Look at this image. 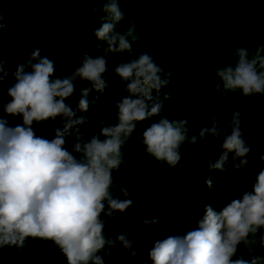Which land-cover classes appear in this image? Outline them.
Instances as JSON below:
<instances>
[{"label":"trees","instance_id":"obj_1","mask_svg":"<svg viewBox=\"0 0 264 264\" xmlns=\"http://www.w3.org/2000/svg\"><path fill=\"white\" fill-rule=\"evenodd\" d=\"M119 6L124 18L117 30L121 34L133 30L127 37L132 44L131 52L106 55L108 71L103 75L107 87L103 93L92 89L90 82L77 79L74 94L66 100L75 112L73 119L81 116L87 119L79 126L85 139L99 132L101 121L107 126L116 123L114 101L127 93L113 74L114 66L148 53L164 73H171L168 85L159 93L163 116L169 120L186 118L190 132L197 134L200 127L211 125V114L215 111L224 113L218 124L225 128L232 105L237 104L243 117L241 138L250 148L244 157L247 164L239 171L232 166L234 152H227L222 171H209V160L214 164L224 150L218 147L222 139L208 136L195 145L185 142L179 163L169 168L163 161L150 158L142 145L141 133L160 117L138 125L121 150L124 164L113 173L114 197L130 199L132 204L123 213L115 212V218L101 214L106 238L115 239L127 233L133 241L132 248L125 250L117 244L98 254L104 264H153L148 253L155 241L168 236L182 237L194 230L206 206L219 212L230 200L251 192L257 175L264 170V96L246 97L240 104L239 92L221 95L223 85L216 76L219 67L234 63L237 47L248 49L250 54L259 49L264 56V0H121ZM93 7L91 0H0L5 25L0 59L3 71L8 74L0 89V117L7 121V126L22 124V117L3 113L2 105L10 101L7 89L14 82L12 73L20 63L27 62L33 48L40 47L41 55L54 61L56 77L71 75L85 54L92 57L104 54L107 45L93 35L101 26L98 18L103 13L93 15ZM218 83L220 90L216 88ZM85 88L90 89L89 107L81 112L78 102ZM62 127L61 117L32 125L38 137L49 140L54 130ZM73 142L72 138L66 139V150L71 151ZM235 163H239V158ZM209 180L210 187L206 183ZM123 187L128 189L127 197L119 191ZM154 219L158 223H143ZM262 233L264 229L256 234L257 241ZM130 251L137 254L131 256ZM237 256L249 264L253 257L257 264H264V247L258 243L245 247L241 243ZM0 264H67V261L52 241L26 239L21 249L9 246L0 249Z\"/></svg>","mask_w":264,"mask_h":264},{"label":"clouds","instance_id":"obj_2","mask_svg":"<svg viewBox=\"0 0 264 264\" xmlns=\"http://www.w3.org/2000/svg\"><path fill=\"white\" fill-rule=\"evenodd\" d=\"M91 2L95 5L93 15L103 13L98 18L101 26L93 33L97 40L107 45L103 55L85 54L71 75L56 77L54 61L42 56V49L35 47L27 62L20 63L12 73L14 82L7 89L10 101L2 105V110L7 115L22 117V124L9 127L0 117V249L5 246L21 249L26 239L52 241L67 264H104L98 253L115 248L117 244L130 250L133 241L127 233L115 239L106 238L101 214L115 218V212L123 213L131 206L130 199L114 197L113 173L125 162L121 151L124 144L140 123L154 117L160 118L151 122L141 136L146 154L157 162L174 167L181 159L180 150L185 142L195 145L198 140L204 142L211 136L213 140L222 139L218 147L224 154L214 164L209 160V171L223 170L227 152H234L232 166L236 171L247 164L244 157L250 148L241 138L243 117L238 105H232L231 118L225 128L218 124L224 113L215 111L211 114V125L206 124L197 134H192L186 118L169 120L162 115L159 93L168 85L171 73H164L148 53L114 66L113 74L124 84L123 91L127 93L121 100L114 101L116 123L107 126L101 121L99 132L85 139L79 126L87 119L83 116L73 119L75 112L66 100L74 94L77 79L90 82L92 89L103 93L107 87L103 74L108 71L105 57L124 51L130 53L132 44L127 37L133 31L130 28L121 34L117 30L124 18L119 6L121 0ZM4 26L0 15V47ZM233 55L234 63L216 71L223 85L221 95L239 92L240 104L243 98L264 96V56L260 50L250 54L248 49L237 47ZM7 75L0 59V89ZM216 88L220 90V83ZM89 92L88 88L81 90L78 102L81 112L89 107ZM95 99L98 97L92 103ZM57 117H61L63 127L54 130L52 139L35 134L34 122L43 123ZM68 138L74 141L71 151L64 147ZM238 158L239 163H235ZM206 183L211 186L210 180ZM119 191L128 196V189L123 187ZM143 223L150 225L158 220ZM262 229L264 170L257 175L251 192L246 191L241 198L230 200L219 212L206 206L194 230L182 237L168 236L155 241L148 255L153 264H249L237 256L238 246L258 243L264 247V233L258 241L255 239ZM250 236L253 239L250 240ZM143 247L142 243L141 250ZM129 254L135 256L137 253L130 251ZM251 264H257L255 257Z\"/></svg>","mask_w":264,"mask_h":264}]
</instances>
